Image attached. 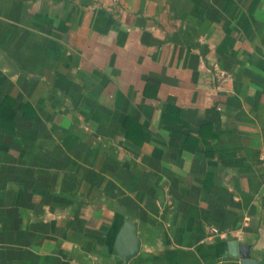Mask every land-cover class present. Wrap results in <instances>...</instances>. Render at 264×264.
<instances>
[{"label":"crops","instance_id":"0c3cea01","mask_svg":"<svg viewBox=\"0 0 264 264\" xmlns=\"http://www.w3.org/2000/svg\"><path fill=\"white\" fill-rule=\"evenodd\" d=\"M0 105V264L264 257V0H0Z\"/></svg>","mask_w":264,"mask_h":264},{"label":"water","instance_id":"95a60500","mask_svg":"<svg viewBox=\"0 0 264 264\" xmlns=\"http://www.w3.org/2000/svg\"><path fill=\"white\" fill-rule=\"evenodd\" d=\"M228 255L236 260V264H264V257H258L249 243L232 239L227 242ZM118 255L126 262L135 257L141 249L138 226L126 219L121 226L115 241Z\"/></svg>","mask_w":264,"mask_h":264},{"label":"trees","instance_id":"16d2710c","mask_svg":"<svg viewBox=\"0 0 264 264\" xmlns=\"http://www.w3.org/2000/svg\"><path fill=\"white\" fill-rule=\"evenodd\" d=\"M7 112L9 113L8 109L6 107H4L3 105H0V113H4V116H8ZM6 113V114H5ZM134 125H138L137 122L135 120H133L132 118H128L125 121V126L129 129V132L131 134L134 133L132 127H134ZM136 135V134H135Z\"/></svg>","mask_w":264,"mask_h":264}]
</instances>
